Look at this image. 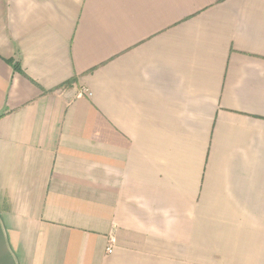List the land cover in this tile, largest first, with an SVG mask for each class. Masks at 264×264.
<instances>
[{"label": "crops", "instance_id": "0c3cea01", "mask_svg": "<svg viewBox=\"0 0 264 264\" xmlns=\"http://www.w3.org/2000/svg\"><path fill=\"white\" fill-rule=\"evenodd\" d=\"M0 223L16 264H264V0H0Z\"/></svg>", "mask_w": 264, "mask_h": 264}, {"label": "water", "instance_id": "95a60500", "mask_svg": "<svg viewBox=\"0 0 264 264\" xmlns=\"http://www.w3.org/2000/svg\"><path fill=\"white\" fill-rule=\"evenodd\" d=\"M0 264H16L6 243V238L0 223Z\"/></svg>", "mask_w": 264, "mask_h": 264}, {"label": "built area", "instance_id": "2783aa9c", "mask_svg": "<svg viewBox=\"0 0 264 264\" xmlns=\"http://www.w3.org/2000/svg\"><path fill=\"white\" fill-rule=\"evenodd\" d=\"M110 251V250H109Z\"/></svg>", "mask_w": 264, "mask_h": 264}]
</instances>
